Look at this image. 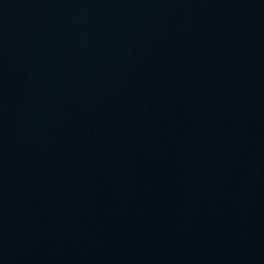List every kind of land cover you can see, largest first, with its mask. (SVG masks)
I'll use <instances>...</instances> for the list:
<instances>
[{
	"label": "water",
	"instance_id": "95a60500",
	"mask_svg": "<svg viewBox=\"0 0 264 264\" xmlns=\"http://www.w3.org/2000/svg\"><path fill=\"white\" fill-rule=\"evenodd\" d=\"M0 264H264V0H0Z\"/></svg>",
	"mask_w": 264,
	"mask_h": 264
}]
</instances>
